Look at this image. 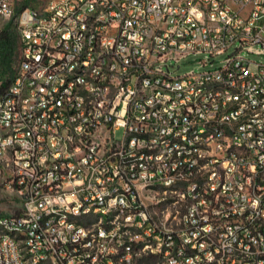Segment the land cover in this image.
I'll return each instance as SVG.
<instances>
[{"label": "built area", "instance_id": "2783aa9c", "mask_svg": "<svg viewBox=\"0 0 264 264\" xmlns=\"http://www.w3.org/2000/svg\"><path fill=\"white\" fill-rule=\"evenodd\" d=\"M16 1L0 264H264V0Z\"/></svg>", "mask_w": 264, "mask_h": 264}, {"label": "trees", "instance_id": "16d2710c", "mask_svg": "<svg viewBox=\"0 0 264 264\" xmlns=\"http://www.w3.org/2000/svg\"><path fill=\"white\" fill-rule=\"evenodd\" d=\"M31 5L29 0L19 6L16 4V14L32 8ZM21 52L22 42L17 31V24L15 20H12L0 33V96L8 91L15 78Z\"/></svg>", "mask_w": 264, "mask_h": 264}, {"label": "rangeland", "instance_id": "374dc122", "mask_svg": "<svg viewBox=\"0 0 264 264\" xmlns=\"http://www.w3.org/2000/svg\"><path fill=\"white\" fill-rule=\"evenodd\" d=\"M28 0H17L16 4L19 6L23 2ZM31 6L37 10H43L49 0H29ZM232 53V51H231ZM224 55L217 58L215 65H218L220 60L224 59ZM246 57L257 63L264 64V55L256 54H246ZM206 59L204 55L189 56L181 63V69L177 72L179 75H183L190 71L200 72L207 69V66H203V62ZM122 132L117 134L118 138H121ZM19 198L16 193L12 190H8L3 183V180L0 179V218L6 216H15L19 212Z\"/></svg>", "mask_w": 264, "mask_h": 264}]
</instances>
